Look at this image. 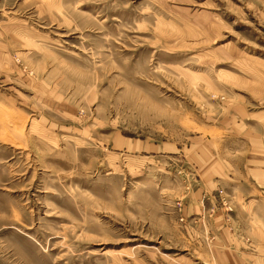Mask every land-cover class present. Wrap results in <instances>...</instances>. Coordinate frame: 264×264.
<instances>
[{
  "label": "rangeland",
  "instance_id": "rangeland-1",
  "mask_svg": "<svg viewBox=\"0 0 264 264\" xmlns=\"http://www.w3.org/2000/svg\"><path fill=\"white\" fill-rule=\"evenodd\" d=\"M227 232L264 264V0H0V264H227Z\"/></svg>",
  "mask_w": 264,
  "mask_h": 264
},
{
  "label": "crops",
  "instance_id": "crops-1",
  "mask_svg": "<svg viewBox=\"0 0 264 264\" xmlns=\"http://www.w3.org/2000/svg\"><path fill=\"white\" fill-rule=\"evenodd\" d=\"M226 235L224 231L221 232ZM225 251H215L214 255L221 262L225 261L227 264H245L246 261L252 259V263H258L261 259V251L259 245H249L242 241L240 236H232L227 232V237L222 238ZM245 262V263H242Z\"/></svg>",
  "mask_w": 264,
  "mask_h": 264
}]
</instances>
